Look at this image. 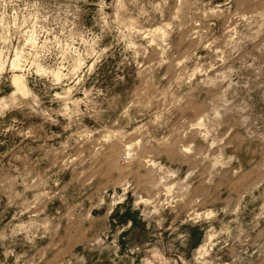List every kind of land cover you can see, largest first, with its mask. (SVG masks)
I'll list each match as a JSON object with an SVG mask.
<instances>
[{
    "label": "rangeland",
    "instance_id": "rangeland-1",
    "mask_svg": "<svg viewBox=\"0 0 264 264\" xmlns=\"http://www.w3.org/2000/svg\"><path fill=\"white\" fill-rule=\"evenodd\" d=\"M0 264H264V0H0Z\"/></svg>",
    "mask_w": 264,
    "mask_h": 264
},
{
    "label": "bare ground",
    "instance_id": "bare-ground-1",
    "mask_svg": "<svg viewBox=\"0 0 264 264\" xmlns=\"http://www.w3.org/2000/svg\"><path fill=\"white\" fill-rule=\"evenodd\" d=\"M14 83L17 84L18 86H24V82L21 76H15Z\"/></svg>",
    "mask_w": 264,
    "mask_h": 264
}]
</instances>
